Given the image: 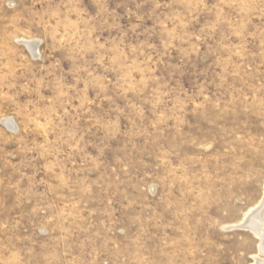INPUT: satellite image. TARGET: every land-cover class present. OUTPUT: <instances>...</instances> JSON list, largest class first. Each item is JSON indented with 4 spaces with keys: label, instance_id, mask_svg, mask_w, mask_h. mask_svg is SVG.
Wrapping results in <instances>:
<instances>
[{
    "label": "rangeland",
    "instance_id": "1",
    "mask_svg": "<svg viewBox=\"0 0 264 264\" xmlns=\"http://www.w3.org/2000/svg\"><path fill=\"white\" fill-rule=\"evenodd\" d=\"M263 196L264 0H0V264H257Z\"/></svg>",
    "mask_w": 264,
    "mask_h": 264
},
{
    "label": "bare ground",
    "instance_id": "2",
    "mask_svg": "<svg viewBox=\"0 0 264 264\" xmlns=\"http://www.w3.org/2000/svg\"><path fill=\"white\" fill-rule=\"evenodd\" d=\"M26 45L28 46V48L34 51L37 48V43L34 44L32 42L29 43L27 42ZM260 201L261 202L258 204V206L256 205L257 206L256 209L255 208L254 210L252 209L244 216L245 217L244 221H242L239 225L230 228H242V229L248 228L249 230H251L253 234L259 239V243H260V245L258 246L259 253L264 255V196ZM257 264H264V262H257Z\"/></svg>",
    "mask_w": 264,
    "mask_h": 264
}]
</instances>
